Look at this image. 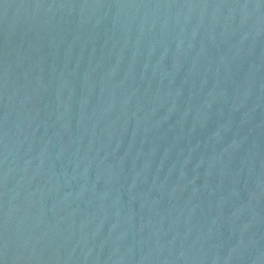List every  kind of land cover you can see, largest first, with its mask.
<instances>
[{
    "label": "water",
    "instance_id": "95a60500",
    "mask_svg": "<svg viewBox=\"0 0 264 264\" xmlns=\"http://www.w3.org/2000/svg\"><path fill=\"white\" fill-rule=\"evenodd\" d=\"M167 264H264V0H192Z\"/></svg>",
    "mask_w": 264,
    "mask_h": 264
}]
</instances>
